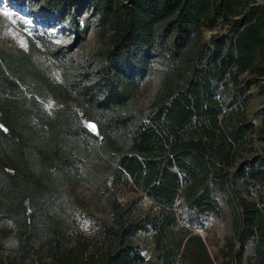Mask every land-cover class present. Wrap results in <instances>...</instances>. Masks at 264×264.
Masks as SVG:
<instances>
[{"label": "trees", "instance_id": "16d2710c", "mask_svg": "<svg viewBox=\"0 0 264 264\" xmlns=\"http://www.w3.org/2000/svg\"><path fill=\"white\" fill-rule=\"evenodd\" d=\"M10 2L71 38L0 47V223L12 224L0 225V264H215L195 229L222 214L218 192L233 217L220 264H264V154L241 149L254 134L264 139V102L259 127L247 114L252 98H264V3ZM95 17L104 48L76 58ZM35 51L60 82L34 66ZM152 79L150 104L134 106ZM84 185L106 196L110 219L95 216L93 232L44 228L61 188ZM126 191L141 194L122 201ZM145 195L158 211L142 213ZM13 231L18 246L6 259L3 240ZM140 233L153 235L158 262L135 242Z\"/></svg>", "mask_w": 264, "mask_h": 264}, {"label": "rangeland", "instance_id": "374dc122", "mask_svg": "<svg viewBox=\"0 0 264 264\" xmlns=\"http://www.w3.org/2000/svg\"><path fill=\"white\" fill-rule=\"evenodd\" d=\"M7 13V14H6ZM33 17L27 15L26 10L20 9L11 4L10 0H0V47L8 51H16L18 49H27L30 40L35 44L41 43V38L50 40L53 44H68L71 35L68 31L61 28L60 25L44 28L35 23ZM97 17L93 19L92 29L90 31L88 40L83 49L75 50L74 56L76 58H91L92 55L99 49L104 48V43L99 35L96 24ZM205 36L209 38V32L206 31ZM32 60L34 66L43 70L54 82H60L61 77L58 70L47 67L48 60L40 52H33ZM159 81L152 79L144 83L141 92L134 102V106L142 107L148 106L153 98L154 92L158 86ZM264 102L261 96L252 98L248 109V117L253 119L256 125H261V117L256 114L257 110ZM45 105L49 111L55 107V102L48 98ZM95 125L94 123H87ZM90 128V127H89ZM92 129V128H90ZM93 130V129H92ZM97 128L95 126V130ZM44 134V132H42ZM241 149L244 152L255 151L264 154V139H261L259 134H254L253 139L244 144ZM141 193L135 191H126L118 194V198L122 201L136 198ZM218 199L222 205L223 211L219 216L207 215L203 218L202 227L195 229L207 244L210 254L215 258V264H220L221 250L225 246L228 237L233 235V217L231 209L226 201L225 194L218 192ZM49 213L47 217V230L52 227L59 226L62 230L68 232H76L78 230L83 232L94 231V217L97 216L103 220H109V204L106 196L99 197L93 194L89 186H80L75 192H69L67 188L62 187L60 194L48 202ZM142 213L149 211H158V205L149 197L144 196L142 200ZM2 227L11 228L12 224L8 221L0 223ZM38 231L35 244L39 246L40 238H43L45 230ZM135 242L139 244L144 255L156 262L159 261L158 251L156 249L153 235L151 233H140L136 236ZM4 247L2 249V256L6 259L15 255L18 246V238L13 231L9 237L3 240ZM253 253V247L248 245L245 253V260L248 262L249 256Z\"/></svg>", "mask_w": 264, "mask_h": 264}, {"label": "snow or ice", "instance_id": "6c2138e0", "mask_svg": "<svg viewBox=\"0 0 264 264\" xmlns=\"http://www.w3.org/2000/svg\"><path fill=\"white\" fill-rule=\"evenodd\" d=\"M89 127L92 128L93 130H95V125H89Z\"/></svg>", "mask_w": 264, "mask_h": 264}, {"label": "crops", "instance_id": "0c3cea01", "mask_svg": "<svg viewBox=\"0 0 264 264\" xmlns=\"http://www.w3.org/2000/svg\"><path fill=\"white\" fill-rule=\"evenodd\" d=\"M262 3H264V0H260Z\"/></svg>", "mask_w": 264, "mask_h": 264}]
</instances>
